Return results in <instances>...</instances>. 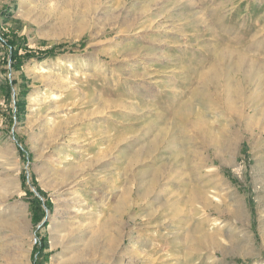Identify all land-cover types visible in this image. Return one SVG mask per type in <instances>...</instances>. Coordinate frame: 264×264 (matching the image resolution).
Wrapping results in <instances>:
<instances>
[{
	"label": "rangeland",
	"instance_id": "rangeland-1",
	"mask_svg": "<svg viewBox=\"0 0 264 264\" xmlns=\"http://www.w3.org/2000/svg\"><path fill=\"white\" fill-rule=\"evenodd\" d=\"M0 264H264V0H0Z\"/></svg>",
	"mask_w": 264,
	"mask_h": 264
},
{
	"label": "bare ground",
	"instance_id": "bare-ground-1",
	"mask_svg": "<svg viewBox=\"0 0 264 264\" xmlns=\"http://www.w3.org/2000/svg\"><path fill=\"white\" fill-rule=\"evenodd\" d=\"M245 61H246V58H245L243 55H239V56L237 57V63H236V68H235L236 71H237V73H236V71H235V75H236V74H240V75H242V77H244V79L242 80L243 82H244L245 78L250 77V75H251V73H252V71H251L250 74H248L249 71H242L241 66L243 67V64H245ZM216 63H217V62H216ZM222 63H223V57H221V58L218 60V65H219V66L216 65L217 67H215V68L217 69V71L215 72V76H217L218 73L221 74V73L219 72V69H221L220 66H222ZM253 65H255V64H253ZM222 67H223V66H222ZM251 67H252V65H251ZM251 67H246V68L250 69ZM254 67H255V66H254ZM254 67H253V68H254ZM259 67H261V66H259ZM259 67H258V68H259ZM211 68H212V67H211ZM213 68H214V67H213ZM256 68H257V67H256ZM216 69H215V70H216ZM243 69H244V68H243ZM222 70H224V69H222ZM250 70H253V69H250ZM229 71H230V70H229ZM229 71H228V72H229ZM257 71H258V69H257ZM46 72H47V71H46ZM223 72H226V71H223ZM223 72H222V73H223ZM228 72H227V73H228ZM230 72H231V71H230ZM253 72H255V71L253 70ZM207 73H208V72H207ZM257 73H258V72H257ZM46 74H47V73H46ZM209 74H210V73H209ZM230 74H231V73H230ZM254 74H255V73H254ZM200 75H201V76H199V78H198V81H199V84H198V85H200L201 87H202V85H203L204 83L206 84V81H209V82H210V80H211V82H212V80H213V78H211V79L208 80L207 78H208L209 75H208V74H207L208 76H207V75H204L203 72H202ZM221 75H222V74H221ZM224 75H226V74H224ZM235 75H234V76H235ZM240 75H239V76H240ZM252 75H253V74H252ZM219 76H220V75H219ZM229 76H230V75H229ZM236 76H237V75H236ZM256 78H257V77H256ZM256 78H255V79H256ZM247 80H248V79H247ZM250 80H251V78H250ZM253 80H254V79H253ZM226 81H227V80H225V82H226ZM228 81L230 82V80H228ZM228 81H227V83H228ZM242 81H241V82H242ZM209 82H208V83H209ZM241 82H240V83H241ZM245 82H247V81L245 80ZM235 83H236V81H235ZM249 83H250V82H249V80H248V84H249ZM205 84H204V85H205ZM211 84H213V83H211ZM232 84H234V83H232ZM244 84H245V83H244ZM248 84H247V85H248ZM198 85H197V86H198ZM206 85H207V84H206ZM206 85H205V87H206ZM208 85H209V84H208ZM227 85H231V84L228 83ZM237 85H240V84L237 83ZM245 85H246V84H245ZM250 85H251V84H250ZM213 86H214V85H213ZM208 87L210 88V85H209ZM229 87H230V86H229ZM240 87H241V86H240ZM211 88H212V87H211ZM245 88H246V86H245ZM199 89H200V88H196V89L193 91V93H191V94L193 95V97L197 95ZM202 89H204V88L202 87ZM234 89H235V88H234ZM206 90H207V89H206ZM232 90H233V88H232ZM238 90H240V89L238 88ZM202 91H203V90H202ZM234 91H235V90H234ZM208 93H209V91H208ZM225 93H226V91H225ZM225 93H224V97H225V95H226ZM228 93H229V92H228ZM228 93H227V95H228ZM240 93H241V92H239V94H240ZM210 94H211V93H210ZM244 95H245V94H244ZM228 96H229V95H228ZM240 96H241V95H239V97H240ZM246 96H247V95H246ZM190 97H191V96H190ZM196 97H197V96H196ZM196 97H195V98H196ZM237 97H238V96H237ZM239 97H238V98H239ZM242 97H243V95H242ZM227 98H228V99H226L225 102H223V105H224L225 110H226L227 112H229V111H232V110H231V109H232L231 107H232V105H233L232 102L230 101L231 99H229V98H232V100H233V97H232V95H231V97H227ZM234 98H236V97H234ZM190 99H191V98H190ZM245 99H246V98H244V101L248 100L249 98H247L246 100H245ZM238 100H241V99H238ZM251 100H252V98H251ZM251 100L249 99V101H251ZM189 101H190V100H189ZM212 101H213V100H212ZM242 102H243V101H242ZM184 103L187 104L188 102H184ZM186 104H185L184 106H186ZM188 106H189V105H188ZM188 106H186V107H188ZM191 106H192V105H191ZM170 108H171V107H170ZM242 109H243V108H242ZM169 110H170V109H169ZM180 110H181V109H180ZM184 110L186 111V110H188V108H187V109L184 108ZM181 111H182V110H181ZM226 111H225V112H226ZM242 111H244V109H243ZM189 112H190V111H189ZM180 113H181V112H180ZM186 113H188V112H186ZM232 113H233V111H232ZM232 113H231V114L229 113L230 116L232 115ZM242 113H243V112H242ZM176 114H177V113H176ZM178 114H179V113H178ZM242 115H243V114H242ZM242 115H240L241 118H242ZM234 116H235V115H234ZM245 116L247 117V115H245ZM251 116H252V115H251ZM201 117H202V116H201ZM237 117H239V116H237ZM237 117H236V118H237ZM246 117H245V118H246ZM248 117H249V116H248ZM248 117H247V118H248ZM164 118H165V117H164ZM187 118H188V117H187ZM232 118H233V117H232ZM249 118H251V117H249ZM249 118H248V119H249ZM194 119H195V118H194ZM196 119H197V118H196ZM227 119L230 120L229 117H228ZM238 119H239V118H238ZM238 119H237V120H238ZM198 120H201V119L198 118ZM198 120H197V121H198ZM239 120H240V119H239ZM244 120H245V119H244ZM249 120H250V119H249ZM247 121H248V120H247ZM231 122H232V121H231ZM191 123H192V122H191ZM196 123H198V122H196ZM225 123H226V122H225ZM230 124H232V123H230ZM193 125H194V124H193ZM189 126H190V125H189ZM195 126L197 127L196 124L194 125V127H195ZM202 126H203V125H202ZM196 127H195V128H196ZM203 127H204V126H203ZM203 127H202V128H203ZM197 129H198V128H197ZM197 129H196V130H197ZM226 129H227V128H226ZM186 130H187V129H186ZM217 130H218V129H217ZM232 130H233V129H232ZM198 131H199V132H195V131H193V130L191 131V129L189 130V132H193V133L195 132V134H192V135H193V138H191V137L186 138L187 136L185 137V139H188V143H186V144H188V145H189V144H195V143H196V144H197V143H198V144H199V143H200V144H206L208 141H211L212 143H216L215 140L212 139L213 137L211 136V134H210V136L212 137L211 139L206 138V137H204V135H202V134H205V132H206V131H204V129H199ZM226 131H227V130H226ZM236 131H237V130H236ZM160 132H161V131H160ZM186 132H188V131H186ZM219 132L222 133V130L219 131ZM228 132H229V131H228ZM207 133H208V132H207ZM165 134H166V133H165ZM159 135H160V134H159ZM207 135H208V134H207ZM160 136H161V138H162V135H160ZM184 136H185V135H184ZM163 137H164V136H163ZM161 138H160V140H159V138H158V140H159V141L163 140V138H162V139H161ZM215 138H216V137H215ZM217 138H218V137H217ZM185 139H184V142L187 141V140H185ZM226 139H227V138H226ZM226 139H225V140H226ZM156 140H157V138H156ZM156 140H155V141H156ZM158 140H157V141H158ZM177 140H178V138H177ZM217 140H220V139L218 138ZM227 140H228V139H227ZM163 141H164V140H163ZM173 142H174L173 140H172V141H166V143L169 144V145H172ZM223 142H224V141H223ZM160 143H161V142H160ZM163 143H164V142H163ZM175 143H176V142H175ZM220 144H221V143H220ZM234 144H235V143H234ZM153 145L155 146V143H154ZM169 145H168V146H169ZM156 146H157V145H156ZM172 146H173V147H172ZM172 146H171V147L174 148V144H173ZM147 147H148V146H147ZM176 147H177V146H176ZM189 147H190V145H189ZM203 147H204V146H203ZM155 148H156V147H155ZM172 148H171V149H172ZM204 148H205V147H204ZM221 148H222V147H221ZM218 150H220V149H218ZM188 156H189V155H188ZM185 159H187V158H185ZM128 160H129V159H128ZM187 160H188V161H186V162L189 163V158H188ZM186 162H185V163H186ZM187 163H186V164H187ZM143 182H144V181H143ZM197 191H198V190H197ZM193 192H194V191H192V193H193ZM198 192H199V191H198ZM195 194H196V193H195ZM214 194H215V193H214ZM191 195H192V194H191ZM193 196H195V195H193ZM195 197L198 198L197 195H196ZM214 197H215V196H212V198H214ZM191 198H192V197H191ZM193 198H194V197H193ZM214 199H216V198H214ZM191 200H192V199H191ZM211 201H215V200L212 199ZM217 201H218V200H217ZM75 216H76V215H75ZM7 225H8V224H7ZM13 225H14V224H13ZM7 228H8V227H7ZM9 228H10V227H9ZM50 229H51V228H50ZM50 232H52V231H50ZM197 232H198V231H197ZM51 234H52V233H51ZM54 234H55V233H54ZM56 236H57V235H56ZM200 236H201V235H200ZM198 237H199V236H198ZM209 238H212V237H209ZM53 239H54V241H52V242H53V246H55V244H56V242H57V239H55V238H53ZM210 241H211V240H210ZM67 243H68V242H67ZM57 244H58V243H57ZM92 244H93V243H92ZM98 247H99V246H98ZM103 247H104V245H103ZM63 248H65V247H63ZM65 249H66V248H65ZM65 249L62 250L61 254L64 253ZM95 249H96V246H95V245H91V246H90V250H95ZM106 249H107V248H106ZM107 250H108V249H107ZM111 250H112V249H111ZM96 251H97V250H96ZM112 251H113V250H112ZM106 252H107V251H106ZM107 255H108V254H107ZM54 261H55V260H54Z\"/></svg>",
	"mask_w": 264,
	"mask_h": 264
},
{
	"label": "built area",
	"instance_id": "built-area-1",
	"mask_svg": "<svg viewBox=\"0 0 264 264\" xmlns=\"http://www.w3.org/2000/svg\"><path fill=\"white\" fill-rule=\"evenodd\" d=\"M36 243H37V239H36V238H33V239H32V244H33V245H36Z\"/></svg>",
	"mask_w": 264,
	"mask_h": 264
},
{
	"label": "trees",
	"instance_id": "trees-1",
	"mask_svg": "<svg viewBox=\"0 0 264 264\" xmlns=\"http://www.w3.org/2000/svg\"><path fill=\"white\" fill-rule=\"evenodd\" d=\"M13 57H14V54H13Z\"/></svg>",
	"mask_w": 264,
	"mask_h": 264
}]
</instances>
